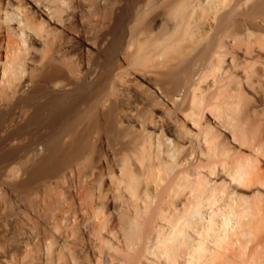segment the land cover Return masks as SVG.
Returning a JSON list of instances; mask_svg holds the SVG:
<instances>
[{
    "label": "bare ground",
    "instance_id": "6f19581e",
    "mask_svg": "<svg viewBox=\"0 0 264 264\" xmlns=\"http://www.w3.org/2000/svg\"><path fill=\"white\" fill-rule=\"evenodd\" d=\"M5 1L0 0V7H4ZM232 1L234 4L229 7ZM248 2L132 0L119 11L117 19L114 18L117 25L114 33L110 30L114 35L112 43L105 49V61L95 60V64L102 66L103 70L99 78L93 83L84 78L79 83L70 85V89L65 82L61 83L62 80L57 81L64 77L63 68L45 53L43 60L50 70V75L45 77L55 83L53 86L57 91L52 95L47 93L50 94L46 97L47 101L38 104L37 120H45L50 129L49 147L48 155L34 167L31 178L57 177L78 164L90 169L96 163L92 155L98 148L93 138L97 136L99 141L107 138V143L113 149L114 162L109 167L106 196L104 198L105 190H97L100 192L97 195L95 188L90 186L91 189L84 184L81 199L85 198L83 203L89 208L95 207V219L97 214L105 212V207L112 206L114 209V220L119 226L116 229L123 247L121 252H124L116 257L117 261L116 258H111L116 261L111 264H141L143 257L149 254L154 256L155 251L160 252L161 256L164 254L163 257H169V260L181 255L184 258L183 264H210L208 259L212 255L216 256V253L212 254L214 248L225 243L226 239L223 238L227 237V229H231L230 223L233 224L232 232L235 233L236 240L244 241L242 245L247 243L248 246L254 239L252 236L250 239L252 232L247 230L252 222L250 216H254L257 209L259 214L264 210L259 208L263 207L264 201V0H253L247 5ZM35 6L34 12L43 20L37 27L38 30L42 31L46 26H51V23L57 24L46 7ZM14 10L12 8L13 12ZM10 16L11 19L13 16ZM15 18H12V22ZM15 33L10 34L16 36L19 32ZM38 33L34 37L31 35L34 44L39 43ZM12 40L7 46H15L16 43ZM15 54L7 64L0 62V84H4L2 87L6 86L14 97L27 81L22 79V85L16 84L22 71V57L19 58L20 53ZM119 56H122L121 63ZM39 85L31 96L19 100L26 103L40 102L42 93ZM8 112L1 111V120L8 116ZM38 121L34 120L30 124L38 126ZM217 166L222 167L219 172H216ZM99 175L104 176L102 172ZM104 179L105 176L102 181ZM247 188L252 189L251 195ZM214 205L227 208L228 214H225L226 218L220 224L216 221L218 217L213 215L214 219L212 217L205 221L208 225L206 237L213 238L217 243L211 244L209 241L211 245L217 246L212 248L213 246L206 244L210 239H206L204 233L202 236L205 240L195 242L188 231L202 222V218L197 220L202 210L207 206L214 208ZM219 210L220 207L218 212ZM65 213L61 218L68 221ZM102 220L104 223L98 221L100 224L97 223L95 227L99 224L98 230H103L104 234L109 229L106 228L107 220ZM254 223L256 222H252ZM52 224L47 240L41 243L42 246L39 245L38 249L43 251L42 254L38 258L30 256L32 264H79L78 256L72 250L74 248L66 243L70 240H65L67 238L64 239V236L62 238L65 241L59 240V223ZM86 225H83L84 228ZM81 226L78 225V229ZM199 227L201 228L200 225ZM112 233L109 232L110 236ZM230 236L231 234L228 237ZM106 244L109 245L107 242ZM181 249L183 252H180ZM257 249L260 250L259 247ZM242 250L239 252L244 255ZM109 252L112 249L108 251L110 255ZM243 255L239 256L240 259H245ZM246 255L248 254L244 256ZM259 256L260 254L257 258L264 261V256ZM253 257L251 254L248 261ZM163 259L165 262V258ZM260 260H251L254 263L246 261L249 264H259ZM246 261H238L237 264H245ZM6 262L2 260L0 264ZM171 263L172 261L169 262Z\"/></svg>",
    "mask_w": 264,
    "mask_h": 264
},
{
    "label": "rangeland",
    "instance_id": "374dc122",
    "mask_svg": "<svg viewBox=\"0 0 264 264\" xmlns=\"http://www.w3.org/2000/svg\"><path fill=\"white\" fill-rule=\"evenodd\" d=\"M130 1H132V0H6L5 4L3 5L4 7L3 8H2V6L0 7V27H1V29H0V52H1L0 53L1 54L0 59H1V61L0 62L7 64L8 61L12 60L11 58H13L16 55L15 53H18V54L20 53V55H18V56L20 59L22 57V59H21L22 63H20V67H22V69H20V70H22V71L20 72V77L18 79L19 81L17 80L18 83H16V84L22 85L21 84V83H23L22 79L27 80L23 84V86H22L23 88H21L19 90L20 92L15 97L13 96L12 93H10V90L6 86L2 87L4 84H2V83L0 84V94H3L0 96V98H1L0 99L1 100L0 101V138H1L0 139V244H1L0 245V262H2V260H4L5 262L7 261L6 263H2V264H32V258L31 257L35 256L36 258H38L43 252L39 249H40V246H42V244H43L42 242L47 240V236L49 234V229H50V227H52L51 226L52 222L59 223V224H57V225H59L58 236H60L61 238L64 236L63 237L64 239L67 238L65 240L71 241V242L69 241L66 243L69 247L74 248L72 250H74L76 256H78L79 264H97V263H99V264H111V262L113 263L115 261V260H111V258L120 257L121 256L120 253L124 252V250L121 252L123 247L121 246V243H120L118 229H116V228H119V226H118V222L115 221L116 219L114 220V213H113L114 209L112 208V206L105 207L104 208L105 212L102 211L103 213L101 212V213L97 214L98 216L96 218L97 219V221H96V219L93 217L94 216L93 211L95 210V207H94V209L92 207L89 208L85 203H83V200L85 201V198L81 199V196L83 197V193H84V191H82V190L83 189L85 190V188H83L84 184L87 185V187L91 186L93 189L95 188L94 191L96 192L97 195L101 192V190H103V191L105 190L103 193L104 198L106 196L105 192H107L106 190L109 186L107 180H108V178H110L108 175V172L110 169L109 167H112L113 164H111V163L114 162L113 149L110 146V144L107 143L108 142L107 138H104V139L102 138L100 141L96 139L97 136H95L93 138L94 141L97 142L98 148H96L97 151L95 150L96 151V152H94L95 154L93 153V155H92V157L96 163H94L93 167H91L90 169H89V167L86 168V166H84L83 164L82 165L78 164V166H74V167H72V169L71 168L68 169V172H67V170L64 171V173L62 172L57 177H50L49 178V177L44 176V178L42 177V178L32 179L31 174H32V171L37 167L36 165H38V162L41 159H43L46 155H48V147H49L48 135H49L50 129H48L49 128L47 126L48 123L45 122L44 119H43L44 122L38 121L39 119L37 120V118L39 117L36 114L38 104L45 103L48 99L46 97H48L50 94L52 95L53 93H55L57 91L56 89H54V86H53L55 83L53 81H51L49 78L45 77L46 75H50V72H49L50 70L47 67V65H45L46 62H44V60H43L45 53L47 52V54H49L50 57H53V59H54L53 61L54 62L56 61L55 63H57L58 66L63 68V73L65 72V74H63L64 77H60V78H62L60 80L58 78L57 81L62 80L61 83L63 84L65 82L64 84H66L68 88L70 87V85L73 86L74 83H79L84 78H86L88 82L93 83L94 80L95 81L97 80L96 79L97 77L99 78V75H101L100 73H102V71H103L101 69L102 66L95 64V60L96 59H100V60L103 59V61H105L104 52H105V49L113 41V35L114 34H112V32L114 33L115 26L117 25V23L115 22L116 21L115 19H117V17H118L117 15H119V11H121L126 6V4H128ZM248 1L249 2L247 3V5L252 3L253 0H248ZM231 4L233 5L234 1H232L230 3L229 7L232 6ZM35 5H41L43 7H46L49 10V13L52 15V16L51 15L50 16L54 18L53 20H56L57 24L51 23V26H48V27L46 26V28L43 29L42 31L38 30L37 27L39 26L40 23H42L43 20L37 16L36 12H34V11H36ZM17 6L20 8L23 7V9L21 8V10H19V8ZM12 8L15 9L16 11L14 10V12H13ZM20 13H22V14H20ZM9 14L12 16L14 14V16L12 18H15V16H16V18L13 19V22H12V18L10 19L11 16ZM7 15H8V17H6ZM26 19H28V20H26ZM20 20H22V22ZM102 26H103V28H102ZM97 28H98V30H97ZM110 30L112 32H110ZM17 31L19 33H17ZM12 32H13V34L16 32L18 35L16 33H15L16 36L13 34H10ZM36 33H38L40 40H39V43L34 44L32 42V36L34 37V35H36ZM7 37H8V39H7ZM17 37H18V40H17ZM14 38H15L16 42L14 41ZM11 40L13 41V43H16V44H15V46L8 45V46H10L8 48L7 44H8V42L10 43ZM19 50H20V52H19ZM35 52H37L36 53L37 55L34 54ZM100 52L103 55L100 54ZM96 54H97V56H96ZM90 55H92V56H90ZM25 56H27V57H25ZM100 56H102V57H100ZM7 57H9V58H7ZM59 58H61V59L63 58V59L60 60ZM118 58H119L120 63L123 62L122 56H119ZM24 66H26V67H24ZM23 69H24V73H23ZM42 69L44 71H42ZM35 71H36V73H35ZM21 73H23V74H21ZM30 73L32 75H30ZM37 73H38V75H37ZM35 75H37L38 77L40 76V77L37 78V76H36V78H35ZM41 75H42V78H41ZM31 76H34V77H31ZM37 82H39V83L37 84ZM38 85L41 89L42 99L41 98L40 99L42 101L40 100V102H38V103L37 102H34V103L33 102H27L26 103L24 101L19 100V99L22 100L24 98H28L29 96H31L34 92H36V90H37L36 88L38 87ZM57 89L59 90V87H57ZM1 91L2 92L4 91V93H2ZM6 93H8L9 96ZM47 93H50V94H47ZM2 98H3V100H2ZM11 99H13L15 101H13ZM2 101H3V103H2ZM13 102H14V104H13ZM9 104H10V106H9ZM11 104H13V105L11 106ZM36 105H37V107H36ZM33 106H35V107H33ZM83 107H84V105H82V108ZM1 111H5V112L9 111L8 116L3 120H1V117H2ZM9 114H11V115L9 116ZM31 120L33 122L35 120V122L38 121L40 123L38 126H35V125L33 126L32 124H30L32 122ZM28 122H29V124H28ZM30 125H31V127H30ZM30 129H32V130H30ZM11 136H14V137H11ZM77 167H78V169H77ZM221 168H222L221 166H217L216 172H219V169L221 170ZM100 172H102V176L103 175L105 176V179L103 181H102V179L104 176L99 177ZM208 172L209 171H207V173ZM88 183H89V186H88ZM24 185H25V187H22ZM100 186H101V188H100ZM97 190L100 192H98ZM246 190H248L250 192L252 189L249 190L247 188ZM247 192H245V193H247ZM249 192H248V194L251 195V192L250 193ZM81 193H82V195H81ZM98 201L100 203H102L100 200H98ZM259 204L261 205V203H259ZM257 205H256V207H257ZM262 205H263V207L259 206V208L260 207L264 208V201L262 202ZM219 207L222 210V211L219 210L220 212H218ZM256 207L254 208V211H255ZM206 208H204L202 210L203 212L200 213L202 217L200 216V214H199L200 217L197 216L199 218V219L197 218L198 221L201 220V218H202V222H204V225L200 221L197 224L198 228L197 227L194 229L190 228L191 230H193V232L195 231L194 233L191 232V230L188 231V233L190 234V237H192L195 242H197V241L199 242V240L206 237V235H205L207 232L206 227H208V225L206 224L205 221L206 220L208 221L209 220L208 218H212L213 216L214 217L216 216V218L217 217L218 218L217 219L215 218V219H216L217 223L220 224L222 221L224 222V220L226 218L225 216L228 214V213H226L228 211V210H226L227 208H224L223 206L215 207V205H214V208L213 207L211 208V206H209V207L207 206ZM71 209H72V211H71ZM210 211H211V213L212 212L213 213L210 214ZM262 211L263 212L260 211V213H262V214H259L258 209H257L256 213L254 212L255 217L253 216V214L250 216V220L252 222H256V223L252 224V222L249 220L251 223H250V226L247 230L253 233V235H252V233H250V239L254 238L251 240V242H250L251 244H248L249 247L246 245L247 244L246 242H245L246 244H243L246 246H243L241 243L244 241L238 242L236 240V238L234 236L235 233L232 232V230H234V228L232 227L233 226L232 223H230L231 229L229 230V228H228L227 229L228 231H226L227 234H229V235L231 234L230 237H232V239L228 240L227 238H230V237H228L229 235L225 234V237L226 236L227 237L223 238V239L228 240V242L226 240H224L225 243H222V241H223V239H222L220 241V243H222V246L220 244L221 247H219V245H217L218 248H214L217 246L216 245L214 246L211 244H214V243L217 244V243L214 242L213 238H212L213 239L212 240L211 238L206 237V239L207 238L210 239V240L206 241V244H208L209 246L211 245V246H213L212 248H214V250L212 251L213 252L212 254L216 253L215 254L216 256L212 255L213 259L210 258L212 260V262L210 259H208L209 262L208 261L207 262L210 264H224V263L225 264H227V263L228 264H230V263L231 264H234V263L237 264L239 262H245L246 260L248 261L251 257V254H253V256H254L251 260H258V262H259L260 259L257 258L258 255L260 254L261 257L264 256V254H263L264 253V248H263L264 247V210H262ZM62 212L63 213L67 212V213H65V215L67 214V217L69 219L68 221H65V220H63V218H61L62 214H63ZM216 212L219 213V216L217 215ZM53 214H55V215H53ZM221 214H222V216H221ZM100 215H102V216H100ZM49 216H51V217H49ZM90 216H92V219H94V220L89 219V218H91ZM252 216H253V219H251ZM203 217L205 219H203ZM214 217H213V219H214ZM231 217H232V215H231ZM53 218H54V220H53ZM70 219H72V220L70 221ZM73 219L75 221H73ZM102 219H104L105 222L107 220L106 223H107L108 227L106 225V228L109 229V230H107V232L104 229V232H106L104 234H103V230L102 231L98 230L99 224L103 221ZM90 221L93 224H91ZM67 222H69V223H67ZM88 222H89V225H86V224H88ZM97 223H99L97 226L98 228L95 227L97 225ZM103 223H104V221H103ZM90 224H91V226H90ZM205 224H206V226H205ZM230 224H227V226ZM78 225H80V226L86 225V228L88 230L86 228H84L85 226H83V227L81 226L78 229ZM92 225H93V228H92ZM199 225L201 226V228L199 227ZM217 227H219V226H217ZM228 227H230V226H228ZM94 228L95 229L97 228L96 231L93 230ZM250 228H251V230H249ZM199 229H201V230H199ZM110 230L113 231V233ZM115 230H117L116 233H115ZM98 231H99V233H98ZM197 231L198 232L200 231L201 233L199 234ZM109 232L112 233L113 235L110 236ZM50 234H51V231H50ZM74 234H75V236H74ZM105 234H107L106 235L107 237L105 236ZM202 234L205 235V237H203ZM232 234L234 237L232 236ZM99 235L100 236L103 235V236L100 237ZM114 236H115V238L117 237L119 240H117V238L115 239ZM251 236H252V238H251ZM108 237H109V239H108ZM199 237H201V238H199ZM61 238H59L60 241L61 240H62V242L65 241L63 238L62 239ZM102 238H103V240H102ZM233 239L236 240L239 244H237V242L234 243ZM59 240H58V242L62 243ZM203 240H205V239H203ZM209 241L211 244L209 243ZM106 242L109 243V245L106 244ZM260 242L262 244H259ZM73 243H75L76 245L75 244L72 245ZM101 243L102 244L104 243V244L102 245ZM231 244H232V246H231ZM233 244L236 247L233 246ZM110 245L113 248H111ZM76 247H77V249H76ZM231 247H232V249H231ZM233 247H235V248H233ZM244 247H247L248 249H246ZM257 247H259L260 250H258V249L256 250ZM108 248L112 249V252L116 251V252H114L115 256L111 255L112 252H109L110 255L108 254V251H109ZM116 248H118V249H116ZM242 249L244 250V252ZM211 250H209V251H211ZM235 250H236V252H235ZM239 250H242L244 255L248 254V255H246L247 257L244 256L241 253V251L239 252ZM39 251H41L40 254H39ZM179 251L180 250H178V252ZM251 251L253 253H251ZM100 252H101V254H100ZM178 252H177V254H178ZM180 252H183L182 249ZM180 252H179V254H180ZM260 252H262V253H260ZM209 253L206 252V254H209ZM238 253H239V255H238ZM240 253H241V255H240ZM254 253L257 254V257L255 256L256 254H254ZM116 254H117V256H116ZM154 254L155 255L158 254V255L157 256H155V255L151 256L149 254L148 255L149 257L148 256L145 258L143 257L141 260V264H149V263L150 264H155V263L160 264V262H161V264H169V262H171V261H172L171 264H173V263L174 264H181V263L183 264V261H184L183 260L184 258L181 255L178 257H176L177 256L176 255L175 258H177V259L171 258L170 259L171 261H170L168 259L169 257H163V256H165L164 254L161 256L160 252L155 251ZM181 254L184 255V253H181ZM118 255H120V256H118ZM209 255L211 256V253ZM242 255H243V257H245V259H240L241 257H239V256H242ZM158 256L160 258H158ZM260 256H259V258H261ZM35 257H33V258H35ZM162 257L165 258V262H164V259ZM180 257H182V258H180ZM219 257L221 258V260L224 258L222 260V263H220L221 260ZM235 257H236V259H234ZM30 258H31V261H30ZM178 258H180V259H178ZM262 258L264 259V257H262ZM225 259H227V260H225ZM117 260H118V258H116V261ZM168 260H169V262H168ZM213 261H216V262H213ZM247 261H246V263L249 264L248 262H250V261H248V262ZM262 261L259 264H264L263 263L264 261L263 262ZM251 262L254 263V261H251ZM255 262H257V261H255Z\"/></svg>",
    "mask_w": 264,
    "mask_h": 264
}]
</instances>
